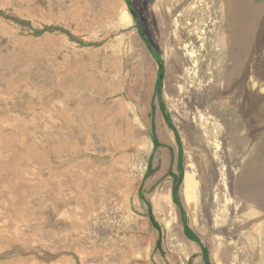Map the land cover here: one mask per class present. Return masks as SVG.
Returning a JSON list of instances; mask_svg holds the SVG:
<instances>
[{
    "label": "rangeland",
    "instance_id": "1",
    "mask_svg": "<svg viewBox=\"0 0 264 264\" xmlns=\"http://www.w3.org/2000/svg\"><path fill=\"white\" fill-rule=\"evenodd\" d=\"M164 1L0 0V264H264V0Z\"/></svg>",
    "mask_w": 264,
    "mask_h": 264
},
{
    "label": "trees",
    "instance_id": "2",
    "mask_svg": "<svg viewBox=\"0 0 264 264\" xmlns=\"http://www.w3.org/2000/svg\"><path fill=\"white\" fill-rule=\"evenodd\" d=\"M179 182H180V180L178 181V183ZM178 183H176V186H175L174 191H173L174 201H175L176 204H179V199H178V193H179V186L178 185L179 184ZM182 215H183V222H184V231H185L186 236L188 238H190L191 240H194V241H196L197 243H199L201 245V248L203 250L205 264H211L209 256H208V252L203 247V245L200 243L198 238L194 235V233L190 230V228L188 227V225L186 223V217H185L184 213ZM151 220H152L153 224H155L154 219L152 217H151Z\"/></svg>",
    "mask_w": 264,
    "mask_h": 264
},
{
    "label": "bare ground",
    "instance_id": "3",
    "mask_svg": "<svg viewBox=\"0 0 264 264\" xmlns=\"http://www.w3.org/2000/svg\"><path fill=\"white\" fill-rule=\"evenodd\" d=\"M165 1H166V0H165ZM165 1H164V2H165ZM187 1H188V0H182V1H180V2L178 3V6H177V7L179 8L181 5H182V7H183L184 5H186ZM198 1L201 2V1H203V0H198ZM193 2H194L195 5L197 4V0H193ZM166 9H167V8H166ZM200 11H202V10H199L197 7H195L194 10H191L189 13L192 14V12H198V14H199V13H201ZM167 13H168V12H167ZM167 13H166V14H167ZM168 17H169V16H168Z\"/></svg>",
    "mask_w": 264,
    "mask_h": 264
},
{
    "label": "water",
    "instance_id": "4",
    "mask_svg": "<svg viewBox=\"0 0 264 264\" xmlns=\"http://www.w3.org/2000/svg\"><path fill=\"white\" fill-rule=\"evenodd\" d=\"M163 79V77L162 76H160V80H162Z\"/></svg>",
    "mask_w": 264,
    "mask_h": 264
}]
</instances>
